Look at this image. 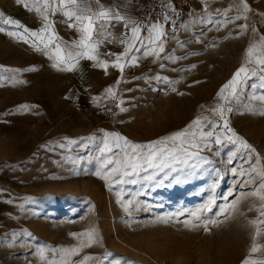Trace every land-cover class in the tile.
Listing matches in <instances>:
<instances>
[{
	"label": "rangeland",
	"instance_id": "1",
	"mask_svg": "<svg viewBox=\"0 0 264 264\" xmlns=\"http://www.w3.org/2000/svg\"><path fill=\"white\" fill-rule=\"evenodd\" d=\"M25 2L0 0V264H264V0L204 2L91 105L2 22Z\"/></svg>",
	"mask_w": 264,
	"mask_h": 264
},
{
	"label": "crops",
	"instance_id": "2",
	"mask_svg": "<svg viewBox=\"0 0 264 264\" xmlns=\"http://www.w3.org/2000/svg\"><path fill=\"white\" fill-rule=\"evenodd\" d=\"M25 1L22 7L16 6L12 11L11 16L17 22L14 26L22 27L24 37L32 48L45 51L50 61L59 64L57 71L64 73L63 95L65 93L71 96L73 103L77 105H91L96 96L101 99L108 96L106 99L118 101L115 92L120 83L135 73V69H142L149 54L157 48L168 46L162 42L161 35L157 36L154 28L146 34L140 30L138 36L133 38L132 29H140L137 14L144 0H77L75 5L68 4L67 0H48L47 7L44 0ZM208 1L212 0H194V3L196 8H201ZM69 11L76 16H93L94 29L88 43L96 45L95 52L89 53L87 47L80 45L84 35L81 31L82 24L75 16L70 17L67 14ZM100 11H108L111 18L97 19L94 14ZM117 15L123 19H116ZM45 16L47 20L44 19ZM156 26L162 30V26ZM42 29H46L41 34L43 40L31 35L33 31L40 33ZM186 32L187 26L178 36ZM49 39L51 43L45 47ZM57 45L67 63L59 61ZM130 45L131 50L126 51ZM78 53L88 55H77ZM90 55H96L97 58L91 59ZM117 57H120V63L124 65L122 72L113 66ZM103 61L108 62L106 69L99 66ZM69 65L75 66L69 70Z\"/></svg>",
	"mask_w": 264,
	"mask_h": 264
},
{
	"label": "snow or ice",
	"instance_id": "3",
	"mask_svg": "<svg viewBox=\"0 0 264 264\" xmlns=\"http://www.w3.org/2000/svg\"><path fill=\"white\" fill-rule=\"evenodd\" d=\"M18 2H19V0H18ZM67 3H68V4L75 5V4L77 3V0H67ZM44 4H45V7H47V6H48V0H44ZM244 8H245V10H247V9H248V6L245 4V5H244ZM37 11H39V9H37ZM67 14H68L70 17L75 16L77 20L81 21V24H82L81 31L84 33V35H83L82 39H81L80 42H79L80 45H82V46H84V47H87L88 50H89V53H91V52H95L96 45H95V44H89V43H88V41L91 39L92 32H93V29H94V20H93V16H92V15L76 16V14H75L74 12H71V11H69ZM94 15L96 16L97 19H101V18H103V19H109V18H111L110 15H109V12H108V11H100V12H98V13H95ZM115 18H116V19H123V17L118 16V15L115 16ZM237 18H239V17H237ZM44 19L47 20V17L45 16ZM2 22L5 23V24L17 23V22H15V21L11 20V19H5V20H3ZM85 22H86V23H85ZM242 27H246V25H243ZM153 28L157 30V36H158V37H159L160 35L163 34V33H162V30L158 29L157 26L154 25ZM45 30H46V29H42L40 33L33 31V32L31 33V35H32L33 37H37V38L43 40V37H42L41 34H42ZM0 31H4V29H3V28H0ZM139 31H140V29H139L138 27H134V28L132 29V32H133V38H136V37L138 36ZM11 35H17V34H16V33H11ZM21 38H23V37H21ZM262 40H264V38H262ZM122 42H123V41H122ZM48 43H51V39H49V40L47 41V43H45L44 46L47 47V46H48ZM130 50H131V45L129 46V48H128L126 51H130ZM160 51H163V48H162V47H161ZM253 51H254L253 48H250V49H249V56L252 55ZM56 52H57V57H58L59 61H60V62L67 63V61H65L64 57L61 55V49L59 48L58 45H57V48H56ZM77 55H88V53H78ZM89 58H91V59H96L97 57H96V55H90ZM133 62H135V57H133ZM256 62H257L259 65L264 66V58L258 56V57L256 58ZM57 66H59V64H57ZM74 66H75V65H69V70H71V68L74 67ZM99 66L102 67V68H105V69H106V68L108 67V62H107V61H103V62L99 63ZM113 66L119 68V69L121 70V72H122L123 69H124V65L120 63V57H117V60L113 62ZM261 70L264 71V68H262ZM248 73H249V69H248L246 66H242L240 69H238L237 72L234 74L232 80H230L227 84H225V85L223 86V88L221 89V95L224 94L225 90L230 89V90H231V91H230V95H231V96H235V95H236L237 86L242 82V80H243L244 78L247 77ZM252 75H256V73H255V72H252ZM109 91H111V89H110ZM224 98L227 99L228 97H224ZM219 113H220L221 116H223V114H224V109L221 108V109L219 110ZM194 123H195L196 125H200L201 121H200V120H197V121H195ZM227 126H228V125H227V121L225 120V127H227ZM229 131H232V130L229 129ZM182 135H185V134H184V133L177 134V135H176L175 137H173L172 139H179ZM203 135L212 136L213 133H212V132H208V133H203ZM233 137H235V139H233ZM227 138H228V140H229L230 142H233V143H239V144H240L242 147H244V148H250V147H251L246 141H243L240 137L235 136V133H233V136H229V137H227ZM219 142H220V140H219V138H217V143H219ZM140 147H141L140 145H134V146H133L134 149H135V148H140ZM150 147H152V146H150ZM108 150L110 151V149H108ZM155 155H156L155 152H150V153L148 154V160H147V162H148L149 167H152V166H153V164H152V160H153V158L155 157ZM188 155H189V156H197L198 153H189ZM108 163H112V161H108ZM117 165H118V166H117L116 168L111 169V172H110V173L105 174L103 178H104V179H108V178H109V175H110L111 173H116V172H118V171H119V162H117ZM253 171H255V169H254ZM97 175H100V173L98 172ZM260 175H261L262 177H264V171H261ZM133 182H134V181H133ZM260 188H261V189H264V183H261V184H260ZM261 198L264 199V195H262ZM209 210H210V209H209ZM261 216H264V211L261 212ZM255 222H256V223H259V222H261V221L258 219V220L255 221ZM89 242H90V243H91V242H94V241L92 240L91 234H89ZM70 251H71V252H75V251H78V249H72V250H70ZM256 251H257V248H256L255 246H253V248H252V252H256ZM65 252H66V254H70V253H69V250H65ZM42 254H43V253H42ZM85 259H87V258H85ZM245 264H248V262L245 261Z\"/></svg>",
	"mask_w": 264,
	"mask_h": 264
},
{
	"label": "built area",
	"instance_id": "4",
	"mask_svg": "<svg viewBox=\"0 0 264 264\" xmlns=\"http://www.w3.org/2000/svg\"><path fill=\"white\" fill-rule=\"evenodd\" d=\"M195 12L194 0H144L137 14L138 25L143 34L150 32L154 25L162 26L161 40L169 45ZM118 110L116 103L105 104L109 119H112Z\"/></svg>",
	"mask_w": 264,
	"mask_h": 264
}]
</instances>
